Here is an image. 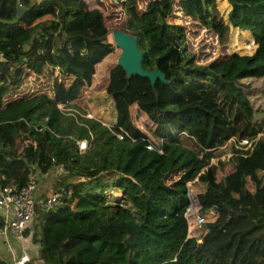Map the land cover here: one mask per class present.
Wrapping results in <instances>:
<instances>
[{"label":"trees","instance_id":"trees-1","mask_svg":"<svg viewBox=\"0 0 264 264\" xmlns=\"http://www.w3.org/2000/svg\"><path fill=\"white\" fill-rule=\"evenodd\" d=\"M139 1L153 87L117 65L98 0H0V188L37 172L60 196L25 230L41 264H264V125L240 82L264 78V0ZM232 34L255 54L227 53ZM101 90L110 126L81 106Z\"/></svg>","mask_w":264,"mask_h":264},{"label":"rangeland","instance_id":"rangeland-1","mask_svg":"<svg viewBox=\"0 0 264 264\" xmlns=\"http://www.w3.org/2000/svg\"><path fill=\"white\" fill-rule=\"evenodd\" d=\"M98 3L102 6L104 11V22L107 26V34L106 40L111 41L110 32L113 29L122 30L128 34H131L136 37L137 48L141 52V66L144 61V55L146 56V61L148 62L147 67L151 68V53L149 51L148 46L144 45L143 34L141 32V25L135 16V4L137 7L141 6V1L136 0L134 5H126V6H114V3L111 0H98ZM216 7L221 16H225V11L227 8V4L225 0H216ZM138 39L142 37V41L138 44ZM189 40L192 44H195L196 39L193 36H188ZM208 42L214 43L213 39H207ZM116 47V46H115ZM208 50L201 54V58L204 60L209 59L212 55L220 52L215 47V45H206ZM117 48V47H116ZM255 46L251 43H247L243 40L242 37L232 34L228 40V48L227 53H236L238 57H250L255 54ZM118 49V48H117ZM120 51V50H119ZM213 53V54H212ZM143 55V57H142ZM146 67V68H147ZM240 82L245 85V93L248 96V99L251 103V106L254 110L253 118L264 125V78H245L240 80ZM82 109L85 112L86 117L94 118L100 121L102 124L106 126H110L114 122V107L113 103L108 95L104 93V91L94 92L88 95L85 100L82 102ZM259 136V134H257ZM56 170H54L55 172ZM53 172V173H54ZM33 175L36 179V190L34 194H37L42 188L45 190L39 194L42 197L44 194L48 192H52L51 186L49 185V179L47 177L38 176L37 172H33ZM108 175L103 174L102 179H107ZM53 181V180H52ZM44 186V187H43ZM106 193L112 197L116 198L120 195V192L116 189L109 188ZM121 202V201H120ZM8 240L10 238L8 236ZM2 237L0 236V248L2 252L4 251V257L9 259V254L6 252L2 246ZM5 247V246H4ZM3 256V255H2Z\"/></svg>","mask_w":264,"mask_h":264},{"label":"built area","instance_id":"built-area-1","mask_svg":"<svg viewBox=\"0 0 264 264\" xmlns=\"http://www.w3.org/2000/svg\"><path fill=\"white\" fill-rule=\"evenodd\" d=\"M77 143L79 150L85 148L84 140H80ZM250 143V141L243 139L239 142V147H248ZM36 179L31 173L28 175V181L24 187L16 189L14 185H8L0 188V209L5 218L4 224L0 228L1 237H4L8 232L21 238L25 230L32 228L36 209L45 211L61 204L60 196L55 192L47 193L42 197L35 196ZM189 221L192 227L199 229L202 228L204 219L199 214H196ZM29 232L26 236L29 235ZM11 257L13 264H22L27 259L24 255L18 258L14 255H11Z\"/></svg>","mask_w":264,"mask_h":264},{"label":"water","instance_id":"water-1","mask_svg":"<svg viewBox=\"0 0 264 264\" xmlns=\"http://www.w3.org/2000/svg\"><path fill=\"white\" fill-rule=\"evenodd\" d=\"M16 15H19L25 8L21 7L18 1L15 3ZM112 43L120 50L116 59V63L126 77L136 75L148 79L150 86L156 79L161 83H165L163 73L157 68L150 71L144 70L141 66V52L137 48L136 37L119 29H113L110 32Z\"/></svg>","mask_w":264,"mask_h":264},{"label":"crops","instance_id":"crops-1","mask_svg":"<svg viewBox=\"0 0 264 264\" xmlns=\"http://www.w3.org/2000/svg\"><path fill=\"white\" fill-rule=\"evenodd\" d=\"M44 190L45 189L42 188L37 194L34 195L37 196L38 194L42 193ZM0 214L2 215L1 209H0ZM8 236L10 238V241L8 240ZM1 243L4 250L8 252L9 257H11V255H14L16 258H18L24 255L25 257H27V259L31 260L33 264H41V261L37 257L38 246L37 244H34L30 241L29 237L25 235V232L21 238L13 236L7 232L5 236L2 237ZM2 255L4 256V251L2 252L0 248V256Z\"/></svg>","mask_w":264,"mask_h":264}]
</instances>
